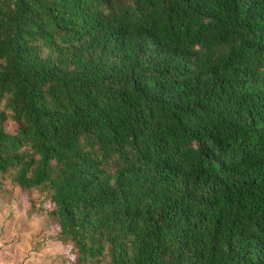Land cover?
Wrapping results in <instances>:
<instances>
[{"label": "trees", "instance_id": "obj_1", "mask_svg": "<svg viewBox=\"0 0 264 264\" xmlns=\"http://www.w3.org/2000/svg\"><path fill=\"white\" fill-rule=\"evenodd\" d=\"M5 176L66 264H264V0H0Z\"/></svg>", "mask_w": 264, "mask_h": 264}, {"label": "rangeland", "instance_id": "obj_2", "mask_svg": "<svg viewBox=\"0 0 264 264\" xmlns=\"http://www.w3.org/2000/svg\"><path fill=\"white\" fill-rule=\"evenodd\" d=\"M0 180V264H66L55 224L43 209L46 197L19 190L7 176Z\"/></svg>", "mask_w": 264, "mask_h": 264}, {"label": "crops", "instance_id": "obj_3", "mask_svg": "<svg viewBox=\"0 0 264 264\" xmlns=\"http://www.w3.org/2000/svg\"><path fill=\"white\" fill-rule=\"evenodd\" d=\"M7 262V261H6Z\"/></svg>", "mask_w": 264, "mask_h": 264}]
</instances>
